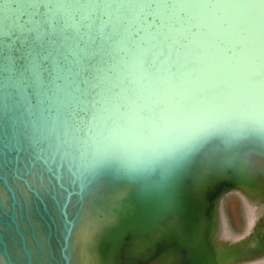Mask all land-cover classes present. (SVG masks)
Wrapping results in <instances>:
<instances>
[{
    "label": "water",
    "instance_id": "water-1",
    "mask_svg": "<svg viewBox=\"0 0 264 264\" xmlns=\"http://www.w3.org/2000/svg\"><path fill=\"white\" fill-rule=\"evenodd\" d=\"M73 2L0 0V264L264 261V130L225 122L162 143L95 119L50 54ZM231 191L249 213L234 237Z\"/></svg>",
    "mask_w": 264,
    "mask_h": 264
},
{
    "label": "clouds",
    "instance_id": "clouds-1",
    "mask_svg": "<svg viewBox=\"0 0 264 264\" xmlns=\"http://www.w3.org/2000/svg\"><path fill=\"white\" fill-rule=\"evenodd\" d=\"M5 12L11 5L4 4ZM48 7V6H45ZM53 52L95 119L162 143L215 125L264 130V0H74Z\"/></svg>",
    "mask_w": 264,
    "mask_h": 264
},
{
    "label": "rangeland",
    "instance_id": "rangeland-1",
    "mask_svg": "<svg viewBox=\"0 0 264 264\" xmlns=\"http://www.w3.org/2000/svg\"><path fill=\"white\" fill-rule=\"evenodd\" d=\"M222 210L228 227V236L234 237L245 231L249 222V213L237 193L231 191L225 194ZM255 264H264V261Z\"/></svg>",
    "mask_w": 264,
    "mask_h": 264
},
{
    "label": "snow or ice",
    "instance_id": "snow-or-ice-1",
    "mask_svg": "<svg viewBox=\"0 0 264 264\" xmlns=\"http://www.w3.org/2000/svg\"><path fill=\"white\" fill-rule=\"evenodd\" d=\"M193 153L194 152H189L184 158H183V160H182V162H181V165L182 164H184V163H186V162H188V160L192 157V155H193ZM180 165V166H181ZM255 224V220H252V221H250V225H254ZM69 228L71 227V222H69ZM236 239H243V236H240V237H237Z\"/></svg>",
    "mask_w": 264,
    "mask_h": 264
}]
</instances>
